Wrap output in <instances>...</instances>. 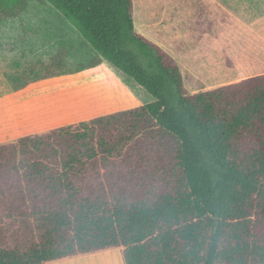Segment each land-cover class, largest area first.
I'll return each mask as SVG.
<instances>
[{
	"label": "trees",
	"instance_id": "16d2710c",
	"mask_svg": "<svg viewBox=\"0 0 264 264\" xmlns=\"http://www.w3.org/2000/svg\"><path fill=\"white\" fill-rule=\"evenodd\" d=\"M45 1L154 100L0 143V264H264V74L190 92L131 0Z\"/></svg>",
	"mask_w": 264,
	"mask_h": 264
},
{
	"label": "rangeland",
	"instance_id": "374dc122",
	"mask_svg": "<svg viewBox=\"0 0 264 264\" xmlns=\"http://www.w3.org/2000/svg\"><path fill=\"white\" fill-rule=\"evenodd\" d=\"M131 1L135 30L179 64L182 75H187L183 82L188 91L239 78L237 73L227 71L225 77L210 79L199 67L194 69L197 74L194 78L187 71L188 51L195 48L202 51L203 47L196 38L200 31L194 28L195 0ZM176 30L180 38L175 39ZM226 39L231 52L223 61L235 59L245 76L264 73L263 67L253 68L263 62L260 57L242 49L240 41L235 42L233 28L228 29ZM174 50L185 59L184 68ZM32 69L35 73L28 74ZM38 76L42 79L32 81ZM14 87L21 88L13 90ZM153 100L133 79L95 52L45 0H18L10 11L0 14V141L131 109ZM93 263L119 264V260L114 256Z\"/></svg>",
	"mask_w": 264,
	"mask_h": 264
},
{
	"label": "crops",
	"instance_id": "0c3cea01",
	"mask_svg": "<svg viewBox=\"0 0 264 264\" xmlns=\"http://www.w3.org/2000/svg\"><path fill=\"white\" fill-rule=\"evenodd\" d=\"M194 7L196 16L194 28L200 31L196 38L200 39L203 47L202 51L196 48L193 51H188L185 59H188L186 65L188 66L187 71L189 74L197 78V74L194 73L196 67L203 70L202 72L210 79L216 76L225 77L227 71L238 74V79L225 84L264 74H249L245 76L242 71L243 68L235 59L231 58L228 63L227 60L223 61L225 55H230L231 52L230 42L226 37L228 29L233 28L235 42L240 41L238 43H241L242 49L247 50L249 53L257 54L260 57L259 61H263L257 63L253 68H264V0H195ZM215 14L218 15L217 18ZM174 37L175 39L180 38L177 30L174 31ZM175 50L174 52L178 55V59L184 68L182 61L185 59ZM216 61L218 62L216 63ZM177 65L180 69L178 63ZM251 69L247 71L251 72ZM195 71L197 72V70ZM182 77L184 80L187 75L183 73ZM201 88L206 87L202 86ZM114 256L119 260V264H122L119 251L90 255L56 264H94L93 262L95 261H104L107 258L110 260Z\"/></svg>",
	"mask_w": 264,
	"mask_h": 264
}]
</instances>
